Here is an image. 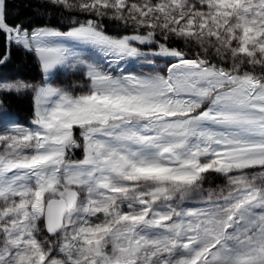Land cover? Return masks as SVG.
<instances>
[{
    "label": "snow or ice",
    "instance_id": "snow-or-ice-1",
    "mask_svg": "<svg viewBox=\"0 0 264 264\" xmlns=\"http://www.w3.org/2000/svg\"><path fill=\"white\" fill-rule=\"evenodd\" d=\"M17 54L0 264H264V0H0Z\"/></svg>",
    "mask_w": 264,
    "mask_h": 264
},
{
    "label": "trees",
    "instance_id": "trees-1",
    "mask_svg": "<svg viewBox=\"0 0 264 264\" xmlns=\"http://www.w3.org/2000/svg\"><path fill=\"white\" fill-rule=\"evenodd\" d=\"M27 0H17V3H26ZM28 9H22V14L27 15L28 14ZM0 69H5V70H15L19 72L25 71L26 73L29 74V76H33L38 74L39 69L35 66V64L32 62V60L28 57L23 56L22 54H17L13 61L8 64L6 67L0 66ZM13 110L17 113V115L21 119H28V110L27 106L23 102H17L13 106Z\"/></svg>",
    "mask_w": 264,
    "mask_h": 264
},
{
    "label": "rangeland",
    "instance_id": "rangeland-1",
    "mask_svg": "<svg viewBox=\"0 0 264 264\" xmlns=\"http://www.w3.org/2000/svg\"><path fill=\"white\" fill-rule=\"evenodd\" d=\"M18 74H22L24 76H29L28 73H26L25 71L23 72H17L15 70H5V69H0V76H14V75H18Z\"/></svg>",
    "mask_w": 264,
    "mask_h": 264
}]
</instances>
